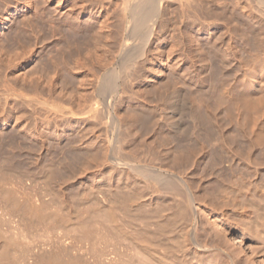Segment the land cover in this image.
Returning a JSON list of instances; mask_svg holds the SVG:
<instances>
[{
	"label": "rangeland",
	"instance_id": "obj_1",
	"mask_svg": "<svg viewBox=\"0 0 264 264\" xmlns=\"http://www.w3.org/2000/svg\"><path fill=\"white\" fill-rule=\"evenodd\" d=\"M2 1L3 0H0V254L3 257L0 255V258H4L8 264H35L36 261L38 262V258L40 260V264H47V259L49 260L50 256L52 257V254H54L53 258H57L56 254L58 256H62L58 257V259L65 258L66 260L60 259L61 262L57 259L62 264H70L73 260L74 261L72 264L75 261H77L75 262L76 264H215L217 262H219L218 264H264V228H261L264 225V220L263 222L261 221L263 219L261 216L264 215V213L261 214L262 211L259 210V206L254 204L257 201L262 203L264 200V159L260 152L258 155L260 154L259 157L261 158L259 162L261 164L256 165L257 168H259L258 174L254 176L251 175L249 177L250 182L247 181L248 179H245L243 182L247 187L253 186L255 193L246 190L245 192L247 194L246 196H243V198L237 194H218L217 192L213 191V183L203 180L200 187L203 190L200 192L195 191V194L192 198H195V200H193L195 201L193 205L194 207L197 205L195 210L198 211V213L196 212L195 215L187 214L188 216L185 214V218L179 214V217L181 216L182 220H180L181 218L177 216L178 214L170 215L171 207L167 206H172L179 200L181 201L182 199L180 198L183 196H173L169 192L156 188L157 185H153L154 183L151 185L153 187L156 186L155 188L152 187V190L147 189L146 186L150 184L147 180H145L146 178L142 176L144 173L141 174L140 172L142 169H145L149 163L150 165H161L163 159H161L162 153H158L161 151L158 147L160 146L161 148V145L166 144H162L161 137L162 134H164L163 132L168 133L169 136L173 138H184L189 136L191 132L197 131V129L194 130L195 123L193 116H195L199 106L212 104L211 99H209L210 91L202 89L199 83H197V86L194 84L193 87V83L190 84L189 82L181 81L182 86L184 87L185 85L184 88H186V85L190 84L189 87L192 85V89L188 86L185 89L186 91L193 90L191 93L190 91H187V94H191V96L188 95V99H191L189 100V104L191 103L189 105L191 106V123L188 130L182 131V133H171L166 127H163L164 122L162 121L161 117L162 102L160 101V98L157 99L158 96L154 93V90L159 86L161 80L167 79L168 74H171L172 72V68L170 65L167 67H161L159 65V59L156 55H152L150 61L143 63L142 70L138 72H136L135 69H139V63L135 62L134 66L136 68L133 66L134 68L132 69L134 71L127 85L128 94H123V96L120 94L121 91H119L120 93L118 94L120 96L116 93H113V96L111 94L106 96L95 93L91 89L90 84L92 80V73L94 71H99V74L101 72V75L102 73L104 75H108L109 77H103L108 81V83L111 82L112 84V80L117 81L116 78L118 79L119 74H123L124 69H119L123 68L122 62L125 60L123 58H120L121 60L119 59L118 50H116L118 47L116 48L115 45L117 44L115 43L118 42L121 37L128 36V38H126L128 47L124 49V51L127 52V54L130 53L129 51L132 53L135 50H133V47L137 48L140 43L139 36H130L128 32L124 34L123 30L119 32L120 30L117 29V26L115 28L116 30L113 31L112 37L108 36L110 33H103L108 36H105L106 39L102 33L100 37L98 34L99 39L97 37V41H94L95 39L91 37V42H94H90V44H98V46L100 44L101 47L97 46L99 48L98 49L95 47V45L94 47L89 46L90 49L88 48V50L85 51L83 48V37L81 35L83 33L82 30L85 29V27H91L92 24H95L94 22L104 25L103 23L105 20L103 19L105 18H102V20L99 22L96 19L90 18L89 15H87L89 17L86 16V19L88 18L87 20L85 19V15H83L84 17L82 15H74L75 18L72 19L73 22H75L74 20L77 19L74 24L71 21V17L73 15H65V19L62 17V13L59 15V5L57 4L59 1L57 2L56 0H46V2L43 0L44 3H42L41 0ZM38 1L41 2L40 5H36V3H39ZM257 1L261 2L262 0ZM33 2L35 3V6L33 5ZM115 2H117V0L113 1L112 3ZM116 4L118 5L116 6L115 4H112L113 7L118 9L119 7L121 8V1H118ZM41 6L46 8L43 9ZM50 7L55 9L51 10ZM34 8H39L37 10L38 12L40 11V15L36 14L37 10ZM69 8L70 7H66L62 11L64 12V10L66 11ZM42 10L43 12L54 10V18L52 17L53 14L50 15L49 13L50 16L46 15L47 13L42 14ZM33 12L35 13V16L32 14ZM248 13L249 12L245 13V16ZM36 15L38 16V19H36L37 23H33ZM39 16H42L41 18H46V16H48V18H46V20H42L39 18ZM60 16L62 21L60 20ZM49 17L54 20H50L51 18L49 19ZM67 19L70 21H67ZM64 20L66 21L64 22ZM89 20H91V22ZM53 21L55 26L52 25ZM39 22H45L49 28L45 26V23L44 25H41L38 24ZM67 22H71L72 24H67ZM77 22L78 24H76ZM241 22L243 23H241L240 28L245 25L243 27L244 29H242L244 31L245 29L248 31V22ZM111 23L115 25L118 24L119 21L111 18L110 24ZM36 24L39 26L41 25L42 27L44 26L45 30L51 29L53 27L55 28L53 29L54 31L51 29L53 32L50 30H48V32H44V29L40 30L42 28L41 26L39 30L32 27L35 26L36 28H39V26H36ZM81 24H83L85 27L82 28ZM97 24L95 25V29L97 27V30L99 29L102 31L103 29L101 30L99 27L100 24L99 26ZM50 25L52 27H50ZM62 25L65 27V29ZM72 25L74 31L72 30ZM78 25L81 27L79 28ZM66 26H68V28L70 27L69 30H67ZM119 26L121 27V25ZM75 28L77 32L79 31L78 34L76 33ZM81 28L82 30H80ZM32 29L35 30L32 31ZM37 30L39 32L41 31L42 33V35L40 33L41 39L39 38L40 35ZM55 30H57V32L62 30V33L60 32L61 35L56 33ZM64 31H66L68 34H66ZM70 34H73L74 36H71ZM263 34H261V36ZM67 35H70L71 38ZM60 36L62 38H60ZM73 37L75 39H73ZM57 38L59 40H57ZM61 39L63 40L61 41ZM79 39L82 41V44H80L81 41ZM37 40H39L40 43ZM99 40L100 43H98ZM156 42L157 41H155L153 46H156ZM69 44L72 46L69 47ZM78 45L80 47H78ZM77 47L80 48L82 52L80 50L76 51V49H78ZM57 48L58 50L60 49V51H57ZM96 48L98 50H96ZM260 48H258L259 51L257 50V52H259L260 55L262 53L264 56V50L260 52V50L264 48ZM243 49L244 48L242 47V50ZM248 49L249 48L245 47L244 50L250 52ZM49 50L50 52L53 51L52 53H55L56 56L52 53L49 54ZM67 50H70L71 52L68 51L67 53ZM39 51L40 53L42 52V56L40 55ZM245 51L242 52V54L244 55L245 53L248 57L253 52L251 51L250 53H246ZM59 52H61V54L63 52L62 56H64L62 57ZM72 52L76 54L74 55ZM36 53L39 56L36 55ZM48 54L49 56L52 54V58H54V56L57 57L58 61H56L57 58H54L52 62L51 56L47 57ZM68 54L71 57L74 55L71 62V57L68 56ZM127 54L125 53V55ZM252 54L250 56H253ZM44 55L46 56V60ZM247 56L245 55L244 57L246 58ZM155 57L157 58L158 62L155 60ZM248 57L246 59H248ZM47 58L49 60L51 59L50 61L52 63L50 61L47 62ZM64 59L69 60V62L67 61V63ZM42 60L44 63L40 64V61ZM44 60L46 61V64L48 63L47 66H45L46 64ZM60 60L63 65L59 63ZM55 61L56 64L51 65L55 63ZM58 63L60 67H53L58 66ZM69 63H71V65ZM43 65L45 67H43ZM37 66L39 67L36 69ZM63 66V70L65 71L58 72V69L62 68ZM65 67L68 68V75L67 73L64 75L66 72ZM45 68H47V70ZM48 68L49 70L51 69L50 72H48ZM107 69L109 72H107L108 74L105 72V74L104 71ZM112 69H114L116 72H114V70L112 71ZM51 73L56 74H53L54 76H52ZM56 75H58L59 78ZM70 75L74 77H71ZM113 75H115L114 77L116 78H113ZM37 77L41 79L38 81ZM49 77L53 78L52 80L54 81H51ZM64 77L66 78L63 79ZM33 78L35 81H31ZM107 78L111 80H108ZM68 79L71 83L68 82ZM65 80H67V82ZM210 80H212V84L215 83V81L213 82V79L210 77L209 81L207 79V82L209 83H207V86L210 85L209 87H213L214 84H210ZM56 82L58 84H56ZM119 82L120 84L122 83L120 79H118L117 83ZM20 83H24L21 84V89L24 90L23 93L19 92ZM31 83H38L41 86H39L38 89H35L34 85H31ZM50 83L52 84V87H50ZM29 85L32 86V90L34 92H31ZM45 85L46 87L43 88ZM47 85L50 87L48 90L54 86L58 87L57 89L54 87V90L56 91H51L54 95L56 94L57 98L54 96L55 98L52 100L50 96L53 97V94L49 93L50 96L48 95L49 98L54 102L55 99L57 101L58 98L64 95L65 90H67V92L69 91L68 94H66L67 92L65 93L66 95H64V98L62 97L63 100L60 98L61 101H58L62 104L64 103V107H70L73 104L71 107L74 108L72 109L73 111L75 110L74 117L73 114L71 117V114H64L63 116V114H58L51 110L50 112H47L45 111L47 108L45 109V107L40 104L36 105L37 107H35L33 104V107H31L30 102L24 103V107L21 104V108V98L17 95L20 93H27L26 91H28L29 93L25 94V96L27 95L26 97H29L30 93L32 94L30 96L35 95V90H37L36 93L38 94H36L35 97L39 96L42 98L41 96H44V93L45 96H47V93L49 92H47V90H45L46 92L44 91V93L42 92V88H48ZM23 86L26 87L24 88ZM40 88L41 90H39ZM63 89L64 93L61 91ZM38 90L39 92L41 91V94L38 92ZM60 91L62 92V95ZM116 96L118 99H116ZM43 98L45 99L46 97ZM109 98L112 99L111 102L109 101ZM46 99L48 100V97ZM196 99L198 102H201L195 103ZM51 100L48 102L51 103ZM193 100L195 104L193 103ZM181 102H183V97L181 98ZM95 103H98L97 108L100 111H103L106 116L114 118V124L111 122L109 124L107 118L103 119L105 122L103 120L97 121L95 119L93 120V118H89L90 121H88V124L81 121L82 116H80V114H76V112L80 113L81 109H87L89 106L91 107L92 104L95 105ZM26 106H29V108L31 107V109L35 107L36 110L33 109L31 111L30 109L28 111L26 109L29 108H26ZM38 106L42 108L39 110L37 109L39 108ZM136 106L138 109L140 106L139 110L141 114V120L139 122L140 124H138V127L136 128L134 126V128L131 127L127 122L130 116L134 115V109ZM158 109L160 110L158 111ZM220 110L223 111L225 115H220V119H222L223 122L232 125L230 127H225L227 138L232 141L231 139H233V136L235 135L233 122H236V111H233V115L230 117L231 119H229V114L227 113L224 103L220 104ZM34 111L35 114L33 113ZM28 113L32 114L30 115L31 117ZM57 114L59 116H57ZM54 115L57 117H53ZM65 115L67 116L65 117ZM60 116H63V118ZM116 119L119 121H115ZM63 121H66L67 124ZM104 123H107L108 126ZM80 126H85V129H87V134H83L81 130L82 128ZM26 127L30 128L31 132L26 130ZM59 127L63 128L61 129ZM35 129L38 132L40 130L43 131L42 134H44H40L41 131L38 134ZM32 131H34L33 135H31ZM40 135L41 137H39ZM105 135L108 136V138ZM42 136H44V138ZM40 139L45 143H43ZM110 139L113 141H110ZM171 140L168 145H173L176 143ZM59 143L62 146H60ZM257 143L258 147L264 150V137L257 141ZM94 146H97V148L94 149ZM154 149L156 150V153L154 152L153 154ZM159 155H161V157H159ZM156 156H158V158ZM51 159L54 160V163L52 162L53 160L51 161ZM153 159L155 163L152 161ZM47 161L49 163H45ZM150 161H152L154 164H151ZM51 164L54 165L55 168L54 166H51ZM228 164L229 163L226 162L223 166L226 167ZM47 168H51L49 169V174L47 173ZM53 168L54 170H52ZM50 170L53 172H50ZM142 172L145 171L142 170ZM143 178L145 179L143 180ZM143 181H145V183L148 185ZM197 184L198 183L196 181H194L192 184L195 186H193L195 190L196 186L199 185ZM22 191L23 193L20 194ZM17 192L20 194L19 196ZM23 195L24 198L22 197ZM121 195L124 196L122 197ZM117 196L119 200L121 199L119 197L123 198L121 203L117 199ZM30 197L33 199V201L36 200L41 204V210L43 211V213L42 211L40 213V216L42 215L41 217H38V215L29 214L31 212L30 210V212L24 210L25 206L32 201ZM125 197L128 199L126 200ZM25 199L27 200L25 201ZM124 199L126 202L128 201V205L125 203ZM17 200H19V202ZM254 200L255 202L250 204ZM204 201L207 203H204ZM26 202L28 203L26 204ZM122 202L124 203L123 206L125 205L124 207H122ZM29 206L26 207L27 210L28 208L30 209ZM120 206L122 208H119ZM161 207L165 209H162ZM211 207L213 210L210 209ZM112 208L114 210L116 209V211H119L116 212ZM156 208L157 210L160 209L164 215L159 210L157 211ZM200 208L208 216L205 214L202 215L203 211H201ZM110 209L113 210L114 214ZM153 210L156 212L155 214H151ZM107 211H111L112 213H108ZM257 211H260V213L256 214ZM115 213H117V215ZM255 214L257 216L259 215V217L257 218ZM152 215L157 216L153 217ZM162 215L163 217H166V220L162 222L163 224L167 220L169 221V219H173L169 221V224H172L171 226L169 225L168 227V223L163 225L160 222L161 220H164ZM167 216L169 219H167ZM175 216H177V222L175 221L176 223H172V221L175 220ZM186 216L188 218H186ZM109 217L111 219H109ZM113 218L115 222L113 221ZM257 219L260 221L257 222ZM244 220H246L245 222L247 225L245 224ZM115 223L118 224L117 228V224L115 226ZM160 225H163V228L165 226V228L163 229ZM259 225L263 230H261L262 232L260 231V228H258ZM251 227L258 230L256 238V231L252 229V233ZM146 228L149 229V232ZM160 228H162V230ZM89 230H94V232L97 234H95L93 231L88 233ZM247 230H249L251 233H248ZM141 231H146V233H148L147 235H150L147 236L144 234L145 232L141 233ZM92 232L94 233V236L90 234ZM160 232L163 233L165 238H162V234ZM103 233L106 235L104 236ZM135 233L138 235H135ZM252 234L254 235L252 236ZM258 234H260V237H258ZM242 235L245 237L243 238ZM132 236L135 240L133 238L131 239ZM136 236H139L138 240L140 239V241H136ZM241 238H243L244 241ZM142 239L145 241L141 243ZM133 240L136 241L137 244L133 242ZM150 240H152V243L147 244V242H151ZM138 243L142 246L145 244V246H143L144 248L142 246L138 247ZM150 244L152 246H149ZM141 247L144 250L146 249L145 251L147 253ZM146 247L149 248L150 251ZM150 247L152 248L150 249ZM261 249H263L262 253L260 252ZM252 251L254 253L258 251L255 253L256 257L253 255ZM4 252L6 253L5 256ZM148 252H150V254ZM251 254L255 258L252 259ZM7 255L9 256V259L7 258ZM151 255L154 258H151ZM215 257H217L218 261ZM75 258H77V260ZM68 259H72L70 260L71 262L68 263ZM246 260L247 262L245 263ZM250 260L253 263H250Z\"/></svg>",
	"mask_w": 264,
	"mask_h": 264
},
{
	"label": "bare ground",
	"instance_id": "obj_2",
	"mask_svg": "<svg viewBox=\"0 0 264 264\" xmlns=\"http://www.w3.org/2000/svg\"><path fill=\"white\" fill-rule=\"evenodd\" d=\"M3 1L5 2L6 0H3ZM48 1H52V0H48ZM56 1L57 2L59 1V3L56 2L59 5L58 6V9H59L58 13H60L59 15H61V13H62L63 18L65 15H67V16L73 15L72 16L73 18L71 17L72 22H73L72 19H74L75 16H81V15L82 16L85 15V19H86V16L89 15L90 18L96 19L99 22L102 20V18H105V19H103V20H105L103 23L104 25H101V23L98 22L100 24V26H99V24L94 22L95 23L94 25L92 24L91 27L87 28L83 24H81L82 28L83 27H85V29L87 28L86 30L85 29L82 30V28L80 29L83 31V33L82 34L80 33V34L83 37L82 38L83 43H84L83 48L85 51H87L88 48L90 49L89 46H93V47H94V45H95V47L98 46V44L97 45L96 44H94V45L90 44L92 38L95 39L94 41H97L99 39L100 35H102L103 33H105V34L110 33V34H108V36L112 37L113 31L116 30L115 28L117 26H118L117 29L120 30L119 32H121V30H123L124 34L126 32H128L130 34V36H132V35L139 36L140 43L137 46V48L133 47V50L134 49L135 50L132 53L129 50L128 51L130 53H128V54H127V52L124 51V49H126L128 47V43H127V39H126V38H128V36L121 37L119 39V41L115 43V44H117V45H115L116 48L118 47V49H116V50H118L119 59L123 58L125 60L124 62H122L123 68L119 69V70L124 69L123 74L120 75L119 71H118V74H119L118 79H120L122 81V83L121 84H120V82L117 83L118 79L116 77H114L115 75H113V78H116L117 81L112 80L113 81L112 84H111V82L108 83V81L106 79H104L108 75H104L103 73L101 75V72L99 74V71H94L92 73V80H91V84H90L93 92L101 94V95H106V96L108 94L109 95L111 94L113 96V93L118 94V93H120L119 91H121V93H120L121 95L128 94L127 85H128L129 80H130V77L134 71L132 68L135 67L134 66L135 62L139 63V65H138L139 69L138 70L135 69L136 72H138V71L142 70V68H143L142 64L143 63L150 61L152 55H156L159 59V65L161 67H165V66L167 67L170 65V67L172 68V72H171V74H168L167 79L161 80L159 86L154 90V93L158 96L157 99L160 98V101L162 102V104H161L162 105V109H161L162 114L161 113H159V114H161L162 121L164 122L163 127H166L167 130L170 131L171 133L172 132L182 133V131H186L190 128L189 126L191 123L190 122L191 121V118H190L191 106H189L191 104V103L189 104V100H191V99H188L189 98L188 95L191 96V94H187L188 90L186 91L185 89L187 88V86L189 87V85L192 83H193L192 84L193 87H194V84L197 86V83H199L200 87L202 89L210 91L209 99H211L212 104L199 106V108L196 111L195 116H193L194 123H195L194 130L197 129V131L191 132V134L189 136L184 137V138H178V137L173 138V137H170L168 133L163 132L164 134H162V137H161L162 144L163 143H166V144L161 145V148H160V146L158 147L159 150H161L158 153H160V154L162 153L161 159H163V160H162L161 165H159V166H156V164L150 165V163L148 161L149 165L147 167L145 166L146 167L145 169H142L145 172H142V170L140 171L141 174L144 173V175H142V176L146 178V179L143 178V180L144 179L147 180L150 184V185H148L147 183H145V181H143L145 184L148 185V186L145 185L147 187V189L152 190L153 188H155L156 186L153 187L151 185L154 183L153 185H157L156 188H159L161 190L169 192L173 196H183L182 198H180V199H182L181 201L178 199L179 201L176 202L174 205L167 206V207H171L170 208V212H171L170 215L171 214H173V215L178 214L177 216L179 217V214H180L183 218H185V216H184L185 214L186 215L187 214L188 215L189 214L195 215L196 212L198 213V211L195 210L196 209L195 207H197V205L195 207L193 205L195 202L193 200H195V198L194 199H192V198H193V195L195 194V191L200 192L203 190L202 188H200L203 180H207L208 182L213 183L214 184L213 191L217 192L218 194H224V193L225 194H237L239 196H242V198H243V196H246V194H247L245 192L246 190L255 193L253 186L247 187L243 182L245 179H248L247 181L250 182L249 177L251 175L254 176V175L258 174L259 168H257L256 165L261 164L259 162V160L261 158V157H259L260 154L258 155L259 152L262 154L263 159H264V150L260 149L257 145L258 144L257 141L261 140L262 137H264V56L262 53L260 55L259 52H257L258 48H260V47L264 48V34H263L264 33V0H262V1L260 0L261 2H258L257 0L256 1L255 0H117V2H115V3H112L115 0H113V1L112 0H56ZM118 1H121V5L119 4L121 6V8L119 7V9L116 7H113V5H112V4H115L117 6L118 4H116V3H118ZM41 2L44 3V2H46V0H44V2H43V0H41ZM41 2L36 3V5L37 4L40 5ZM33 5L35 6V3ZM38 7H40V6H38ZM47 7H49V6H47ZM66 7H70V8L67 9L66 11L64 10V12H63L62 10L65 9ZM42 8L45 9L46 7L44 8V6H43ZM50 8H51V10L55 9L53 7H50ZM34 9L37 10L39 8H34ZM44 11H46V10H44ZM50 11L48 10L46 12H43V10H42V12H43L42 14L47 13L46 15H49V13H50V15L53 14L52 15V17H53L54 16V13H53L54 10L51 11L52 13ZM37 12H38V10L36 11V14L40 15V13H39L40 11L38 12L39 14ZM247 12H249V13L245 16V13H247ZM32 14H34V16H35L34 12ZM37 15H36L37 18L35 17L34 21H36V19H38ZM56 16H58V15H56ZM67 16H66V18H67ZM89 16H87V17H89ZM32 17H30V18H32ZM41 17L39 16V18H41ZM44 18H41V19L46 20V18H48V16H46L45 19ZM50 18L51 17H49V19ZM111 18L112 19L114 18L116 21H119V23L115 24V25H113V23L110 24ZM41 19H40V22H41ZM50 20H54V19L51 18ZM56 20L58 21L57 18H56ZM60 20H61V16H60ZM60 20H59V22H60ZM34 21H33V23H37V21L36 22H34ZM65 21L66 20H64V22ZM67 21H70V20L67 19ZM74 21L76 22L77 19H75ZM89 21L91 22V20H89ZM89 21H87V22H89ZM241 21L248 22L247 23V24H249V25H247V27H249L248 31L246 29H245V31L243 30L244 29L243 27L245 25H243L240 28L241 23H243ZM40 22L38 24L44 25V23L46 21L44 23H40ZM75 22H73V23L75 24ZM83 22H85V21H83ZM53 23H54V21L52 22V25L55 26ZM55 23H58V22H55ZM69 23H71V22H69ZM69 23L67 22V24H69ZM92 23H93V21H92ZM38 24H36V26H39ZM49 24H51V23H49ZM76 24H78V22ZM96 24L100 27L101 30L103 29L102 30L103 32L100 31L99 29L97 30V27L95 29ZM63 25H64V23H63ZM111 25H113V26H111ZM119 25H121V27ZM40 26H39V28L38 27L36 28L35 26H32V27L39 30ZM45 26H47L46 23H45ZM62 26H60V27H62ZM89 26H90V24H89ZM43 27L40 30L44 29V32L45 31L48 32V30L52 31L55 28V27H53V28H51L52 30L51 29L45 30V27L44 28ZM50 27H52V26L50 25ZM66 27H67V30H69L70 27L69 28H68V26H66ZM76 27H77V25H76ZM78 27H79V25H78ZM111 27H113V28H111ZM47 28H49V27L47 26ZM63 28L65 29L64 26H63ZM104 28H105V30H104ZM60 29H62V28H60ZM73 29L74 28L72 25V30ZM34 30L32 29V31H34ZM38 30H37V32H39ZM118 30H117V32H118ZM59 31L61 32L62 30H59ZM66 31H64V32H66ZM75 31L78 34L79 31L77 32L76 28H75ZM55 32L59 33L60 35L62 33V32L61 33L57 32V30H55ZM40 33H41V31L39 32V35H40ZM56 33H55V35H56ZM59 34H57V35H59ZM66 34H68V33L66 32ZM98 34H99V37H98ZM105 34H103V35H104V38L106 39V37H108V36ZM261 34H263V35L261 36ZM41 35H42V33H41ZM41 35L39 36V38L41 37ZM70 35H67V36L70 37ZM53 36H54V34H53ZM34 37H35V34H34ZM97 37H98V39H97ZM60 38H62V37L60 36ZM73 39H75V38L73 37ZM39 40H37V41L40 43ZM57 40H59V39L57 38ZM62 40L63 39H61V41ZM100 40L98 43H100ZM107 40H108V38H107ZM155 41H157L156 46H153L155 44ZM93 42H91V43H93ZM36 44H38V43H36ZM80 44H82V41ZM101 45H103V44H101ZM71 46L69 44V47H71ZM99 46H100V44H99ZM78 47H80V46L78 45ZM242 47L244 49H245V47L249 48L248 50H250V52L253 51L252 52L253 54L251 53L253 56H250L251 54L249 55L250 59L247 56V54H245V53H244V55L242 54V52L245 51L244 49H243L244 51L242 50ZM43 48H44V46H43ZM45 48H46V45H45ZM97 48H96V50L99 49V48L98 49ZM71 50H73V49H71ZM77 50H80V48L76 49V51ZM263 50L264 49H261L260 52ZM57 51H60V49L58 50V48H57ZM68 51H70V50H67V53H68ZM48 52L50 54L53 51L50 52V50H49ZM245 52L250 53L249 51H245ZM39 53H40V51H39ZM41 53H40V55H41ZM65 53H66V51H65ZM72 53H74V52H72ZM116 53H117V51H116ZM125 53L127 55H125ZM263 53H264V51H263ZM49 54L47 57L51 56V58H52L53 55L56 56L55 53L54 54L52 53L53 55L51 54L50 56H49ZM59 54L62 56L63 52H62V54H61V52H59ZM75 54L76 53H74V55ZM36 55H38V54L36 53ZM45 55H44V58L46 60ZM71 55H73V54H71ZM245 55L248 57V59H246L247 57L246 58L244 57ZM55 56H54V58H57ZM68 56H70V55L68 54ZM72 57L70 59V62L72 61ZM54 58H52V62H53ZM69 58H67V59H69ZM67 59H64V60L66 62L67 61L69 62V60H67ZM50 60L48 59L47 62H49ZM155 60L157 61L156 57H155ZM56 61H58V58L56 59ZM56 61L53 64H51L52 62L50 61L51 62L50 64L54 65V64H56ZM43 63H44L43 60L40 61V64H43ZM59 63L63 65V63H61V60ZM59 63L57 64L58 66H53V67H57V68L60 67ZM120 63H121V61H120ZM45 64H46V61H45ZM47 64L45 66H47ZM69 64L71 65V63H69ZM44 65H43V67H45ZM38 67L39 66H37L36 69ZM70 68H71V66H70ZM70 68H69V70H70ZM45 69L47 70V68H45ZM60 69L63 70L64 66L62 68H59L58 72H60V71L64 72L65 71V70L62 71ZM72 69H73V67H72ZM108 69L106 71H104V73L109 72ZM48 70H49V68H48ZM50 70L48 72H50ZM67 70H68V68H66V72L64 75H66V73L68 75L69 71H67ZM113 70L114 69H112V71ZM53 71H54V68H53ZM114 72H116V71L114 70ZM114 72H113V74H114ZM53 74H56V73H53ZM53 74L51 73L52 76H54ZM48 75H49V73H48ZM52 76H50V77H52ZM56 76L59 78L58 75H56ZM70 76H68V77L69 78L74 77V76H71V77ZM110 76H112V75H110ZM50 77H49V79L51 81H54V80H52L53 78H50ZM210 77L213 79V82L215 81V83H213L214 84L213 85L212 80H210L211 81L210 84H212L213 87H209L210 85L207 86V83H208L207 79L209 81ZM37 78H38V81H39V79H41L39 77H37ZM65 78L66 77H64L63 79H65ZM111 79H108V80H111ZM48 80H47V82H48ZM31 81H35L34 78H33V80L31 79ZM65 81L67 82V80H65ZM181 81L189 82L190 84L186 85V88H184L185 85L183 87L181 84ZM68 82H70L69 79H68ZM184 82H182V83L185 84ZM51 83H50V87H52ZM21 84H24V83H20V89L22 88ZM39 84H40V82H39ZM39 84L38 83H33V84L31 83V85H34L35 89H38L39 86H41ZM56 84H58V83L56 82ZM31 85H29V89L31 88V92H34L32 90L33 88ZM192 85L189 88H191ZM45 87H46V85L43 86V88H45ZM50 87L48 86V88H46V89H43L41 87L43 93L45 90H47V92L49 91L47 93V96H45V93H44V96H41L42 98H40L39 96H37L39 98L35 97L36 94H38V93H36L37 90H35V89H34L35 95L30 96V95H32L30 93L29 97H26L27 95L25 96V94L29 93L28 91L25 90L27 93L22 94L24 90L21 89L22 90L21 91L19 89V92H22L19 95H17L21 98L20 99V106L22 104V106L24 107L25 106L24 103H29V102L31 104V105L29 104L31 107H33V104L35 105V107H37L36 105L40 104L43 107H45V109L47 108L45 110L47 112L48 111L50 112V110H51V111H54L58 114L61 113V114H63V116H64V114H67V115L71 114L70 115L71 117L73 114V117H74V111L75 110L74 111L72 110V109H74L71 107L73 105L72 102H71L72 105L70 107L67 106V104H68L67 102H66L67 107H64V103L62 104L59 102V101L63 100L64 95L68 94L69 91L67 92V90H65V93L67 92L65 94L64 89L61 90V91H63L64 95H62V92L60 91L62 96L60 95L61 97L60 96L59 97L60 98L63 97V98L61 100H60V98H58L59 101L58 100L56 101V99H55V102H57V103H55L54 101H52L56 97V94L55 95L53 94V92L56 91V90H54L55 86L53 88H51L50 90H48ZM27 88H28V85H27ZM41 88L39 90H41ZM57 88L58 87L56 86L55 89H57ZM39 90H38V92H39ZM51 91H53V92H51ZM189 91L191 93V91H193V90H189ZM107 92H109V93H107ZM39 93L41 94V91ZM49 93L53 94V97H51ZM48 95L50 96V98H52V100L49 98ZM117 96H116V99H118ZM43 97H46V98L48 97V100L46 98H45L46 99L45 100ZM108 97H110V96H108ZM182 97H183V102H181ZM111 98H109L110 100L108 99L110 102L112 101ZM41 99H44V100H41ZM49 99L51 100V103L48 102V101H50ZM193 99H195V98H193ZM199 102H201V101H199ZM199 102L196 99L195 103H199ZM193 103H194V100H193ZM221 103L225 104V107L227 109V113L229 114L228 115L229 119H231L230 117H232L233 111H236L235 112L236 122L232 121L233 127L235 129V135L233 136V139L230 138L232 141H230L227 138L226 128H225V127H230L232 125L229 123L223 122V120L220 119V115H224L223 111L220 110V104ZM137 104H139V103H137ZM26 105H28V104H26ZM22 106H21V108H22ZM97 106H98V103H95V105L92 104L91 107L89 106L87 109H81L80 113L76 112V114H80V116H82L81 121L86 122V124H88V121H90L89 118H93V120L95 119L97 121L107 118V121H109V124H110V122L114 124V118L106 116L103 111H100L97 108ZM137 106L134 109V115L130 116V118L128 119V122H127L130 124L131 127L135 126L136 128L138 127V124H140L139 122L141 120V118H140L141 114H140V110H139L140 106H139V109ZM27 107L29 108V106H26V108ZM31 107L29 109H26V110L29 111L31 109ZM35 107L33 109L36 110ZM141 107H142V105H141ZM40 108H42V107H39L37 109L40 110ZM144 108H143V110H144ZM33 109H31V111ZM39 110H37V111H39ZM145 110H146V108H145ZM159 110L160 109H158V111ZM141 111H142V109H141ZM30 113H32V112H30ZM33 113L35 114V111ZM32 114H29V116ZM36 114H38V113H36ZM58 114H57V116H59ZM67 115H65V117ZM35 116H33V117H35ZM55 116L56 115H54L53 117H55ZM63 116H60V117L63 118ZM58 118H56V119H58ZM66 121H63V122H66ZM103 121L105 122V120H103ZM115 121H117V119ZM66 124H67V122H66ZM105 125H107V123ZM63 126H64V124H63ZM27 128L28 127H26V130H29V132H31L30 128H28V129ZM59 128H61V127H59ZM81 128H82L81 130H82L83 134L84 133L87 134V129H85V126L81 127ZM40 131L39 132L37 131L38 134L40 133ZM68 131H69V129H68ZM33 132L34 131H32L31 135H33ZM42 132L43 131H41L40 134H42ZM65 134H64V136H65ZM39 137H41V135ZM42 137L44 138V136H42ZM106 137L108 138V136H106ZM111 137H112V135H111ZM107 138H106V141H107ZM112 139H113V137H112ZM170 140L174 141L176 143H174L173 145L172 144L168 145L170 143ZM110 141H113V140L110 139ZM42 142L45 143L44 141H42ZM59 145H60V143H59ZM58 146H57V149H58ZM60 146H62V145H60ZM93 148L96 149L97 146H94ZM155 149L153 151V154L156 151ZM58 152H59V150H58ZM151 152H152V150H151ZM161 155H159V157H161ZM156 157L158 158V156H156ZM154 159H156V158H154ZM154 159L152 160L153 162H154ZM161 159H160V161H161ZM52 160L53 159H51V161ZM152 161H150L151 164H154L155 162L152 163ZM158 161H159V159H158ZM52 162L54 163V160ZM226 162H228L229 164H228V166L225 167L223 165ZM45 163H49V162L47 161ZM51 166H54V165L51 164ZM54 168H55V166H54ZM54 168L52 170H54ZM47 169H48L47 170V173H48L49 169H51V168H47ZM50 172H53V171L50 170ZM194 181H196L199 184V185L197 184L198 186H196V190L193 188V186L196 183L194 185H192ZM247 181H245V182H247ZM18 191H19V189H18ZM22 193H23V191L20 192V194H22ZM17 194H18V192H17ZM20 194H18V196ZM172 195H170V196H172ZM22 197L24 198V195ZM122 197H119V198H121L119 200L118 196H117V199L120 201V203L123 199ZM183 198H184V200H183ZM127 199L128 198H126V200ZM129 199H130V197H129ZM26 200L27 199H25V201ZM126 200H125V203L128 202V201L126 202ZM17 201L19 202V200H17ZM114 201H116V200H114ZM119 201H118V203H119ZM214 201H216V200H214ZM205 202L206 201H204V203ZM254 202H255V200L252 201L250 204H252ZM22 203H20V204H22ZM27 203L28 202H26V204ZM29 203H30V206H29ZM29 203L25 206L24 210H26L28 212L31 211L29 214L38 215V217H39L40 213L42 211L41 210L42 209L41 204L39 202H37L36 200L33 201V199ZM202 203H203V201H202ZM262 203H260V201H257L254 203L255 205L259 206V210L262 211L261 214L264 213V200L262 201ZM123 204L124 203L122 202V207L125 206V205L123 206ZM24 205H25V203H24ZM114 205H113V207H114ZM127 205H128V203H127ZM203 205H206V204H203ZM28 206L30 207V209L28 208V210H27L26 207H28ZM206 206H208V205H206ZM122 207L120 206L119 208H122ZM20 208H21V206H20ZM165 208H166V205H165ZM165 208H162V209H165ZM112 209H110V210H112ZM117 209H118V207H117ZM149 209H151V208H149ZM210 209H212V207ZM257 209H258V207H257ZM113 210H112V212H113ZM123 210H124V208H123ZM128 210H129V207H128ZM128 210H127V212H128ZM147 210H148V208H147ZM156 210H157V208H156ZM158 210L160 211V209H158ZM206 210H207V208H206ZM114 211H116V209ZM117 211H119V210H117ZM153 211L151 212V214L156 213L155 211L154 212ZM201 211H203V210L201 209ZM260 211L259 212L257 211L256 214L260 213ZM107 212L110 213L111 211H107ZM123 212H125V211H123ZM129 212H131V211H129ZM148 212H150V211H148ZM42 213H43V211H42ZM113 214H114V212H113ZM115 214L117 215V213H115ZM162 214L164 215V213H162ZM204 214H205V212L203 211L202 215H204ZM256 214H255V216L258 218L259 215L257 216ZM261 214H260V216H261ZM107 215H109V214H107ZM163 215H162V217H163ZM205 215H207V214H205ZM212 215H214V214H212ZM155 216H157V215H154L153 217H155ZM177 216H175V220L172 221V223L177 222L176 221ZM181 216L179 217V218H181L180 220H182ZM187 216H186V218H188ZM163 218H164V220L160 219L161 223L166 220L165 219L166 217H163ZM261 218H263V219L261 220ZM261 218H260V220L263 222L264 215H262ZM109 219H111V218L109 217ZM167 219H169L168 216H167ZM170 220H173V219H169V221ZM185 220H187V219H185ZM246 220H247V218H246ZM246 220H244V222ZM260 220L257 219L256 221L259 222ZM113 221L115 222L114 218H113ZM167 221L165 223L166 224L168 223V227H169V225L171 226L172 224H169V221L168 222ZM119 222H118V224H119ZM116 224L117 223H115V226H116ZM118 224H117L116 228L118 227ZM245 224H246V222H245ZM250 226H251V224H250ZM252 227H251V230L253 229ZM260 227L261 226L259 225L258 228H260ZM162 228H160V229L162 230ZM164 228H165V226H164ZM254 228H255V226H254ZM261 228L263 229L264 225ZM261 228H260V231L262 230ZM148 230L149 229H147V231ZM253 230L256 231V235H255V238H256L258 230H256V229H253ZM253 230L251 231L252 233H253ZM90 231L94 232V230H89L88 233ZM119 231H121V230H119ZM166 231H167V229H166ZM247 231H248V233H251V232H249V230H247ZM93 232L90 233V234H92V236H94L93 235L94 233L97 234L96 232H94V233ZM142 232L143 231H141V233ZM144 232H143L144 234H146V235L148 234V233H146V231H144ZM154 232H156V231H154ZM137 233H135V235ZM151 233L153 234L152 231H151ZM100 234H101V232H100ZM161 234H162V238H163L164 235H163V233H161ZM105 235L106 234H104V236ZM107 235H108V233H107ZM139 235H140V233H139ZM149 235H147V236H149ZM158 235H159V233H158ZM253 235L254 234H252V236ZM259 235L260 234H258V237H260ZM109 236H107V237H109ZM236 237H237V235H236ZM242 237H243V235H242ZM132 238H133V236L131 237V239ZM138 238H139V236L138 237L136 236L137 242L140 241V239L138 240ZM243 238H241V239H243ZM134 240H133V242L136 243V241H134ZM144 241L145 240L142 239L141 243ZM150 241L151 242L146 241L147 244L152 243V240H150ZM243 241H244V239H243ZM241 243H243V242H241ZM240 245H242V244H240ZM139 246H142V245H139V243H138V247ZM143 246H145V244H143ZM149 246H152V245L150 244ZM149 246H147V247H149ZM151 248L152 247H150V249ZM147 249L149 250V248H147ZM262 250L263 249H261V251H260L261 253H262ZM257 252H255V253H257ZM260 252H259V254H260ZM148 253L150 254V252H148ZM255 253L253 252V255H255V257H256ZM5 255H6V253L4 254V256ZM253 255L251 254L252 259L255 258V257H253ZM53 256H54V254H52V257L50 256L49 260L47 259V261H48L47 264H62V263H60L61 260H66L64 257H63L64 259H61V258L58 259V257H62V256H60V255L58 256L57 254H56L57 258H53ZM1 257H3V256L1 255ZM8 257L9 256L7 255V258ZM248 257H249V255H248ZM151 258H154V257H152V255H151ZM215 258L217 259V257H215ZM57 259L58 260L61 259L60 262ZM72 259H70V260H72ZM75 259L77 260V258H75ZM70 260L68 259L67 262L68 263L71 262ZM39 261L40 260L38 258V262L37 261L36 262L34 261V262H35V264H38V263L40 264ZM217 261H218V259H217ZM72 262L70 264H72ZM75 262H77V261H75ZM78 262H79V259H78ZM246 262H247V260L245 261V263ZM254 262H255V260H254ZM81 263H82V261H81ZM218 263L219 262H217L215 264H218ZM250 263H253V262H251V260H250ZM0 264H8V263H6V260L4 258H0Z\"/></svg>",
	"mask_w": 264,
	"mask_h": 264
}]
</instances>
